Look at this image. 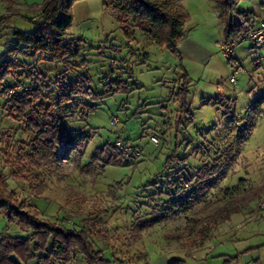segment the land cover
Here are the masks:
<instances>
[{
    "label": "rangeland",
    "instance_id": "374dc122",
    "mask_svg": "<svg viewBox=\"0 0 264 264\" xmlns=\"http://www.w3.org/2000/svg\"><path fill=\"white\" fill-rule=\"evenodd\" d=\"M14 1L20 10L10 17L0 4V22L5 21L0 25V61L11 59L6 51L16 30L34 31L45 2ZM261 1L258 10L264 13ZM182 6L188 19L183 41L178 42L179 60L131 26L132 36L126 37L117 14L101 0L75 2L68 35L79 44L81 56L65 82L57 76L60 65L40 62L41 76L35 80L38 86H22L39 87L45 102L53 105L52 115L68 129L89 136L90 141L77 153L58 146L56 164L39 172L44 191L34 195L36 172L26 168L22 174L18 166L33 133L8 114L1 95L0 178L29 205L24 209L27 213L37 211L38 220L47 218L52 223L89 230L90 243L102 252L107 264H264V210L259 208L264 198L232 220L218 223L210 233L212 239L202 244L196 235L184 234L185 226L190 217L203 218L215 205L201 204L187 215L168 217L162 201L163 178L157 179L158 174L181 169L193 174L204 164L219 167L220 180L210 201L221 196L220 189L238 186L241 194L264 178V103H260L264 99V45L249 39L259 23L253 10L257 7L252 0L238 3V10L253 11L257 21L248 41L230 43L231 54L225 58L213 2L183 0ZM195 44L196 52L192 48ZM184 73L192 118L182 117L176 129L180 106L175 95ZM79 75L89 78L92 91L98 95L94 102L81 96H71L68 102L62 99ZM232 76L234 81L230 82ZM117 80L126 83L129 90L117 92ZM88 104L94 110L86 114ZM114 142L139 150L140 155L129 162L130 166L89 164L98 148ZM83 150L85 155L79 160ZM156 181L157 186H153ZM159 213L167 218L150 222ZM253 213L247 222L240 220ZM3 234L22 239L29 235L16 220L9 221L0 212V240ZM37 259L22 264H37ZM70 264L85 262L77 254Z\"/></svg>",
    "mask_w": 264,
    "mask_h": 264
},
{
    "label": "trees",
    "instance_id": "16d2710c",
    "mask_svg": "<svg viewBox=\"0 0 264 264\" xmlns=\"http://www.w3.org/2000/svg\"><path fill=\"white\" fill-rule=\"evenodd\" d=\"M77 1L79 0H45L37 14L39 23L35 24L34 31L14 32L13 43L6 51L7 57L11 59L0 61V96L15 86L37 85L35 80L41 76L38 68L40 62L60 65L61 70L58 71L57 76L59 80L65 82L66 75L81 56L79 44L68 35L73 20L71 7ZM101 1L104 7H111L117 14V20L122 25L126 37L130 39L132 36L129 30L131 26L150 38L158 47L165 48L179 60L182 59L178 42L184 37V24L188 19V15L183 13V0ZM210 1L214 4L221 25L222 44L248 41V34L257 21L253 11L238 10L237 5L241 0ZM0 4L5 5V12L9 17L17 15L20 10V5L14 0H0ZM4 22L1 20L0 25ZM18 57L21 59H17ZM231 61L233 59L228 60L230 64ZM182 78L184 82L175 95L180 106L176 116V129L181 124L182 117H188L190 120L192 118L187 103L189 94L187 74L184 73ZM9 80L11 81L8 82ZM37 86L30 90H18L4 101L8 114L33 133V138L27 145L28 151L18 160V166L22 174L26 168L36 172L35 179L38 183L34 187V195L44 191L45 184L41 181L39 172L44 167L56 164L55 152L58 146L70 148L77 153L80 147L83 148L84 144L90 141L89 136L68 129L61 119L52 115L53 105L45 102L42 91ZM68 88L69 93L62 97L65 102H68L71 96H81L89 102H94L98 98L86 76H77ZM128 90L126 83L116 81L117 92ZM260 103H264V99H261ZM87 107L86 114L94 110L91 104ZM84 155V150L79 152V160ZM138 156L123 154L117 149L115 142L105 143L91 155L89 164L99 163L104 168L124 167L130 166L129 162ZM220 175L219 167L214 165L210 167L206 164L195 170L193 174L183 173L181 169L166 175H156L157 179L163 178L160 188L163 192L161 194L165 197L162 201L167 207L168 217L187 215L201 204L215 205L203 218L190 217L186 223L184 234L196 235L200 244L212 239L210 233L218 223L229 221L233 215L245 212L253 203H258L264 198V178H262L258 185L244 190L241 194H238V186L220 189L221 196L210 201L211 195L214 196L211 191L217 188ZM243 182V179L238 181L239 184ZM156 183L157 181L152 185L157 186ZM27 208L29 205L18 199L15 192L9 191L6 181L0 178V212L7 216L9 221L16 220L20 229L29 233L26 239L6 234L1 236L0 264H22L36 257L37 264H70L77 254L82 256L85 264L108 263L104 260L101 251L94 250L89 241V230L52 223L47 218L38 220L35 217L38 215L37 211H33L34 215L29 214L24 210ZM167 216L159 213L150 222L158 223Z\"/></svg>",
    "mask_w": 264,
    "mask_h": 264
},
{
    "label": "built area",
    "instance_id": "2783aa9c",
    "mask_svg": "<svg viewBox=\"0 0 264 264\" xmlns=\"http://www.w3.org/2000/svg\"><path fill=\"white\" fill-rule=\"evenodd\" d=\"M249 39L255 45H264V22H259L257 24L256 28L252 32H250ZM232 47H233V44H230V45L228 44V45H223L222 46V53H223V56L225 58L230 56ZM233 81H234V77L232 76L230 78V82H233ZM29 89L30 88L25 87V86H15L11 90H9L6 93L2 94L1 98L4 101H7L16 91H18V90H29ZM112 122L116 123L117 120L114 119ZM154 141L157 142L156 139H154ZM115 146L117 147V149L119 151H121L125 155H127V154H135L137 156L140 155V151L139 150H134L133 148H130L129 146H125V145H123V144H121L119 142H116ZM63 149L65 150L64 147H63ZM57 157L59 158L58 154H57ZM259 208H260L261 211L264 210V199H262L260 201Z\"/></svg>",
    "mask_w": 264,
    "mask_h": 264
},
{
    "label": "crops",
    "instance_id": "0c3cea01",
    "mask_svg": "<svg viewBox=\"0 0 264 264\" xmlns=\"http://www.w3.org/2000/svg\"><path fill=\"white\" fill-rule=\"evenodd\" d=\"M253 2H254V5H255V7H257V10L255 9V8H253V10H254V13L257 15V18H258V22H264V13H262V11L261 10H258V5H261V0H252ZM262 13V14H261ZM180 41H183V38L180 40ZM179 41V42H180ZM178 48H179V51H180V49H181V47L180 46H178ZM193 50L196 52L197 51V45L195 44L193 47ZM180 53H181V51H180ZM192 53V52H191ZM181 56H182V53H181ZM254 215V213L253 214H250L249 216H245V218L242 216L241 217V219L240 220H242L243 222H247V220H249V219H251V217ZM233 216H235V215H233ZM232 216V217H233ZM232 217H231V219L230 220H232Z\"/></svg>",
    "mask_w": 264,
    "mask_h": 264
}]
</instances>
